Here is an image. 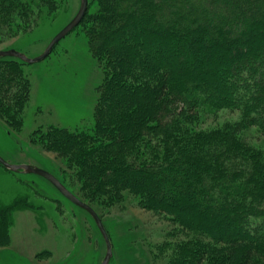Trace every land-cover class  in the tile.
Returning <instances> with one entry per match:
<instances>
[{
	"label": "trees",
	"instance_id": "16d2710c",
	"mask_svg": "<svg viewBox=\"0 0 264 264\" xmlns=\"http://www.w3.org/2000/svg\"><path fill=\"white\" fill-rule=\"evenodd\" d=\"M40 6L0 0V33ZM80 24L102 81L92 128L41 136L75 185L56 177L96 212L129 194L193 233L165 264H264V149L242 133L264 135V0H90ZM21 64L0 58V117L11 127L31 91ZM221 110L240 120L199 127L201 112ZM22 201L0 200V244Z\"/></svg>",
	"mask_w": 264,
	"mask_h": 264
},
{
	"label": "rangeland",
	"instance_id": "374dc122",
	"mask_svg": "<svg viewBox=\"0 0 264 264\" xmlns=\"http://www.w3.org/2000/svg\"><path fill=\"white\" fill-rule=\"evenodd\" d=\"M27 1H39L41 13L1 32L0 50L15 49L32 58L40 55L72 19L80 0ZM94 9L95 5L90 4L89 11ZM24 63L20 66L31 82L29 99L19 126L11 127L0 117V156L12 164L39 167L63 178L69 186L75 185L64 159L49 150L41 136L52 126L71 130L93 127L102 69L89 51L80 23L47 57ZM237 120L239 111L201 112L199 127H221ZM242 133L246 143L264 149V135L257 128L250 127ZM71 188L77 192V185ZM19 197L26 201L10 211L9 241L0 244V264L101 263L106 244L87 211L65 198L44 177L14 172L0 164L1 202L10 203ZM96 208L112 245L109 264H165L173 244L194 237L193 233H181L160 215L140 208L129 194L118 204ZM160 246L165 247L163 255L159 253Z\"/></svg>",
	"mask_w": 264,
	"mask_h": 264
},
{
	"label": "water",
	"instance_id": "95a60500",
	"mask_svg": "<svg viewBox=\"0 0 264 264\" xmlns=\"http://www.w3.org/2000/svg\"><path fill=\"white\" fill-rule=\"evenodd\" d=\"M88 8V0H80V4L78 7L77 12L75 15L72 17V19L59 31L57 32L44 51L36 56V57H27L25 54L15 50V49H4L0 50V58L2 57H14L18 58L23 62L26 63H34L38 62L45 57H47L54 46L69 32H71L83 19V17L86 14ZM0 164H2L6 169L18 172V171H23L27 173H36L45 179H47L65 198H67L69 201H71L73 204L79 206L80 208L84 209L87 211L91 217L93 218L98 230L100 231L105 244H106V251L105 255L101 261L100 264H109L112 256H113V251H112V245L111 241L109 239V235L104 227V224L102 222L101 217L98 215V213L91 207L88 203L84 202L81 200L79 197H77L72 191H70L54 174L50 173L49 171H46L44 169H41L39 167L29 165V164H12L7 162L3 157L0 156Z\"/></svg>",
	"mask_w": 264,
	"mask_h": 264
}]
</instances>
